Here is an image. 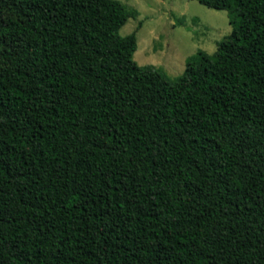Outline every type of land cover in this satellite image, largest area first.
Instances as JSON below:
<instances>
[{
  "label": "trees",
  "instance_id": "16d2710c",
  "mask_svg": "<svg viewBox=\"0 0 264 264\" xmlns=\"http://www.w3.org/2000/svg\"><path fill=\"white\" fill-rule=\"evenodd\" d=\"M172 80L116 0H0V264H264V0Z\"/></svg>",
  "mask_w": 264,
  "mask_h": 264
},
{
  "label": "rangeland",
  "instance_id": "374dc122",
  "mask_svg": "<svg viewBox=\"0 0 264 264\" xmlns=\"http://www.w3.org/2000/svg\"><path fill=\"white\" fill-rule=\"evenodd\" d=\"M116 1L131 12L119 34L135 33L133 60L160 68L169 80L183 72L190 55L197 50L212 53L216 41L230 31L225 10L196 0Z\"/></svg>",
  "mask_w": 264,
  "mask_h": 264
},
{
  "label": "crops",
  "instance_id": "0c3cea01",
  "mask_svg": "<svg viewBox=\"0 0 264 264\" xmlns=\"http://www.w3.org/2000/svg\"><path fill=\"white\" fill-rule=\"evenodd\" d=\"M214 50H215V48H214Z\"/></svg>",
  "mask_w": 264,
  "mask_h": 264
}]
</instances>
